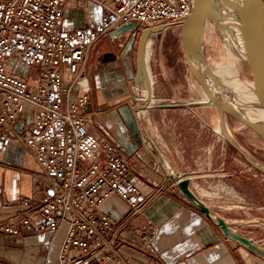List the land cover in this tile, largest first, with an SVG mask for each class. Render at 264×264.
I'll return each instance as SVG.
<instances>
[{
    "label": "built area",
    "instance_id": "obj_1",
    "mask_svg": "<svg viewBox=\"0 0 264 264\" xmlns=\"http://www.w3.org/2000/svg\"><path fill=\"white\" fill-rule=\"evenodd\" d=\"M66 1L0 0V127H12L26 105L40 111L30 127L14 135L3 132L0 141L22 143L46 178L39 199L0 203V210L10 212L0 219V233L62 230L58 264H106L125 247L149 255L154 237L149 223L139 227L131 244L116 231L118 225L130 227L148 199L117 142L88 131L89 60L98 42L127 22L135 30L157 27L158 33L182 26L195 0H75L100 5L101 18L64 31ZM112 195L130 209L121 223L99 211Z\"/></svg>",
    "mask_w": 264,
    "mask_h": 264
},
{
    "label": "crops",
    "instance_id": "obj_2",
    "mask_svg": "<svg viewBox=\"0 0 264 264\" xmlns=\"http://www.w3.org/2000/svg\"><path fill=\"white\" fill-rule=\"evenodd\" d=\"M101 15L102 9L95 2L79 4L67 0L61 26L64 31L89 27L96 24ZM176 28L181 32V26ZM172 29L175 27L166 31ZM143 30L125 32L114 40L107 35L98 42L89 60L88 131L99 140L111 137L117 142L131 163L134 182L148 199L143 214L133 218L130 227L118 225V237L131 244L136 241L141 225L149 223L154 228L149 255L125 247L106 264H264L263 256L229 240L213 220L181 195L176 182L169 180L159 162L149 137L171 169L191 179L190 189L199 199L237 232L264 249L261 241L240 231L231 216L218 210L200 192L205 180L230 178L221 168L226 158L230 162L231 156L213 125L205 124L199 104L161 98L158 85L149 75L153 104L158 107L143 113L132 107L133 95L146 91L143 83H134L136 50ZM154 35L148 41L145 57ZM39 116L37 108L26 105L12 127H0V134L23 132ZM45 181L41 168L22 143L16 139L0 141V203H13L21 198L39 199L44 193ZM99 211L116 223L130 215L128 205L117 195L106 199ZM9 213L0 210V219ZM62 238V230L55 234L49 231L22 235L0 233V264H58Z\"/></svg>",
    "mask_w": 264,
    "mask_h": 264
},
{
    "label": "rangeland",
    "instance_id": "obj_3",
    "mask_svg": "<svg viewBox=\"0 0 264 264\" xmlns=\"http://www.w3.org/2000/svg\"><path fill=\"white\" fill-rule=\"evenodd\" d=\"M206 20L203 21L194 50L204 62L208 61L212 68L219 66L222 62L221 65H225L227 58H225V49L222 44L223 35L219 30L212 29L210 24L204 31ZM145 63L148 74L158 85V94L160 93L161 98L190 103L204 96L205 93L187 67L180 28L175 27L164 33H156L146 52ZM20 68L21 63H18L15 71ZM239 72L240 79L246 81L245 69L239 68ZM144 92L143 90L133 95L132 107L135 108V105L139 104ZM199 106L205 124L213 125L231 156L230 162L226 158L221 168L223 172L230 174V178L214 182L205 180L202 182L200 192L210 199L212 205L218 210L231 216L232 222L239 226L240 231L254 236L264 244V172L253 165L264 166V138L247 126H240V122L230 115L226 116V124L236 142L244 149L247 160L219 132V116L216 107L205 104H199Z\"/></svg>",
    "mask_w": 264,
    "mask_h": 264
},
{
    "label": "water",
    "instance_id": "obj_4",
    "mask_svg": "<svg viewBox=\"0 0 264 264\" xmlns=\"http://www.w3.org/2000/svg\"><path fill=\"white\" fill-rule=\"evenodd\" d=\"M219 6L217 12L206 11L204 8V0H195L194 8L191 15L181 26V42L183 53L185 56V61L188 69L191 74L198 82L202 88L205 95L208 97L210 102H213L216 106L218 114L220 112H225L227 115H230L238 122L244 124L249 129L257 133L259 136L264 138V128L254 125L248 122L238 111L228 107L227 105L221 103L211 92L210 85L206 81L207 78L212 80L213 85L220 87L221 83L216 80L215 76L210 72L203 58L195 52L194 50V39L192 37V26L190 25L191 21L198 19L199 25L197 32L201 31L203 21L206 17L211 18L215 21L216 25L219 28V25L222 20L228 19L234 13L238 17L239 24H235V21H232L234 24L233 27L239 28L242 34V40L244 42V49L246 52L245 60L251 67L253 74L260 86V89L264 95V1L263 0H215ZM227 12V13H226ZM135 30L134 24L127 22L123 24L119 29L108 34V37L111 40H114L125 32H133ZM157 27H147L143 30L140 35L137 50H136V75L134 78V83L139 85L140 83L144 84L147 100L152 96V87L151 81L146 69L145 63V40L147 35L156 34L159 32ZM197 62L201 66L200 71H195L192 69L191 61ZM82 77V76H81ZM74 94L77 93V86L73 87ZM131 104L133 101L130 102ZM200 104L199 102H195ZM157 105H140L136 104L135 109L137 111L148 110L157 108ZM227 139V138H226ZM150 143L157 155L159 162L163 165L167 176L170 181H175L176 186L180 191V194L185 196L186 199L198 210H200L204 215L213 220L217 226L220 228L222 234L227 237L232 242L256 252L260 256L264 257V249L260 247L253 239L238 233L222 216L217 214L212 210V208L199 199L194 192L190 189L191 179L188 177H183L179 172H175L171 169L169 163L162 157L160 150L154 140L149 137ZM230 144L235 148V150L244 156L247 160L245 152L240 148L236 142L231 139H227ZM250 161V160H249ZM252 163V161H250ZM253 164V163H252ZM258 170L264 172V170L257 164H253Z\"/></svg>",
    "mask_w": 264,
    "mask_h": 264
},
{
    "label": "bare ground",
    "instance_id": "obj_5",
    "mask_svg": "<svg viewBox=\"0 0 264 264\" xmlns=\"http://www.w3.org/2000/svg\"><path fill=\"white\" fill-rule=\"evenodd\" d=\"M206 11L217 12L220 8L215 0H204V8ZM230 12V11H229ZM228 14L230 17L228 19H224L221 21L219 28L216 25L215 21L209 20L205 18V28H209L211 25L212 29L219 30L223 35L222 44L225 49V58H227V63L225 65L223 62L212 68L208 61H205L206 66L210 70V72L215 76L216 80L221 83L220 87H216L213 85L212 80L209 78L206 79L208 84L210 85L211 92L214 96L223 104L231 107L232 109L238 111L248 122L258 125L264 128V95L260 89V86L253 74V71L249 64L245 60L246 52L244 49V42L242 40V34L239 28L233 27L234 24L232 21H235V24H239L238 17ZM227 13V12H226ZM190 25L192 26V37L194 39V43H196L197 38L200 35V32H197V28L199 25L198 19H194L191 21ZM154 35V33L147 35L145 40V49L148 44L149 39ZM204 35V34H203ZM205 37V36H204ZM185 58V56H184ZM192 69L195 71H200L201 66L195 62L191 61ZM239 68H244L246 72L247 79L246 81H242L239 77ZM147 69V67H146ZM250 75V76H249ZM200 104L215 106L213 102H210L208 97L204 94V96L198 100ZM140 105H151L153 104V96L147 100L146 91L140 98ZM216 107V106H215ZM144 110L139 111L143 113ZM219 116V114H218ZM226 116L225 112H220V116L218 117V130L222 136L227 139H231L236 142L231 130L226 124ZM240 126H245L240 123ZM239 129V128H238ZM236 144L242 148L237 142ZM242 150H244L242 148ZM264 170V166H260Z\"/></svg>",
    "mask_w": 264,
    "mask_h": 264
}]
</instances>
